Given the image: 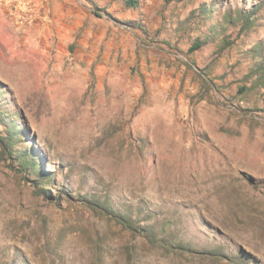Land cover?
<instances>
[{"label":"rangeland","instance_id":"374dc122","mask_svg":"<svg viewBox=\"0 0 264 264\" xmlns=\"http://www.w3.org/2000/svg\"><path fill=\"white\" fill-rule=\"evenodd\" d=\"M138 1L0 0V112L38 162L0 149V264H264V80L243 54L264 8L188 53L197 9L261 0ZM159 223L176 249L139 229Z\"/></svg>","mask_w":264,"mask_h":264},{"label":"trees","instance_id":"16d2710c","mask_svg":"<svg viewBox=\"0 0 264 264\" xmlns=\"http://www.w3.org/2000/svg\"><path fill=\"white\" fill-rule=\"evenodd\" d=\"M123 2L129 8H136L139 5L138 0H123ZM212 8L213 5L211 8H206L205 5H203L201 8L197 9V16L192 14V18L188 17V20L193 19L195 20V24L202 23L205 27V32L202 34V37H196L189 46V54L208 43H215L216 41L218 42L216 49L217 54L222 53L234 45L235 41H231V34H235L236 37L242 36L247 39L248 34L252 32L251 30H253V27L258 24L257 16L264 8V0L248 5L244 4L237 9H228L226 13L222 15L220 21L216 20V23L213 24L210 23L211 21H204L202 19L203 17H206L207 19L212 18V14L215 12ZM107 16L111 17L110 15ZM126 26L134 30H138L144 35L147 34L144 26L139 25L136 21H130L126 24ZM227 29L230 30V33H227ZM243 54L253 60V67L250 69L251 75H255L256 80H264V41L257 42L252 49L246 50ZM5 113L7 112L3 110L0 112V126L3 127L4 132V135L0 132L1 153L11 161L17 163L16 170L19 173H28L30 171L34 172L37 168L36 165L38 166V162L36 158L31 155V153L28 154L26 152L16 150L15 139L20 133L14 125V117L12 115L6 116ZM18 140H20V138H18ZM110 212L115 215L125 228L132 230L135 226V222L131 220L130 214L126 211H123L122 213H115V211L111 210ZM158 225L159 228L157 227ZM139 229L151 243L160 242L165 248H177V245H174L172 239L165 235V225L160 223L156 225H145L143 227H139ZM186 249L189 250L188 248Z\"/></svg>","mask_w":264,"mask_h":264}]
</instances>
